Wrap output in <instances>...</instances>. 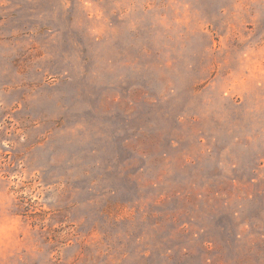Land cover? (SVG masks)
<instances>
[{
	"label": "rangeland",
	"instance_id": "rangeland-1",
	"mask_svg": "<svg viewBox=\"0 0 264 264\" xmlns=\"http://www.w3.org/2000/svg\"><path fill=\"white\" fill-rule=\"evenodd\" d=\"M0 264H264V0H0Z\"/></svg>",
	"mask_w": 264,
	"mask_h": 264
}]
</instances>
